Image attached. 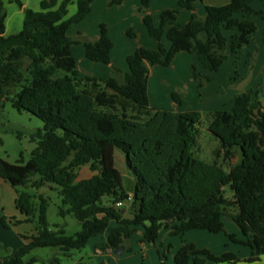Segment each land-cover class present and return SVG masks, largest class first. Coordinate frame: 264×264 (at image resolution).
<instances>
[{
    "label": "trees",
    "instance_id": "1",
    "mask_svg": "<svg viewBox=\"0 0 264 264\" xmlns=\"http://www.w3.org/2000/svg\"><path fill=\"white\" fill-rule=\"evenodd\" d=\"M9 1L22 8L23 21L20 31L5 35L6 10L0 0V108L9 101L16 110L39 118L43 126L28 133L35 147L27 161L10 163L0 158V178L15 189L16 208L25 216L7 222L0 210V227L35 223L34 233L25 236L27 242L0 264H31L37 258L27 256L43 247L57 248L66 256L105 232L107 242L97 248L115 250L123 245L130 250V237L139 227L143 230L141 241L152 244L161 229H169L170 235L192 229L223 232L229 241L250 248L244 261L259 260L264 254L261 101L249 89L234 96L230 108L209 112L207 129L220 145L214 151V161L207 163L194 156L202 113L151 107L149 71L144 63L167 67L178 52H189L206 70L201 73L197 63L191 65L196 85L201 88L257 33L254 18L264 21V10L252 6L256 0L207 5L204 18L194 12L195 0H177L179 7L191 11V17L185 25L167 29L177 12L163 10L156 25L148 13L149 0H139L138 14L157 47H138L126 58L128 71L112 67L107 79L81 77L72 53V45L82 41L87 59L110 64L113 43L106 25L100 24L95 40L68 34L69 26L86 17L94 0H41L39 11L23 7L20 0ZM73 3L76 10L68 16ZM127 34L134 36L130 29ZM164 35L168 47L162 41ZM250 57L254 61L253 54ZM171 96L180 104L176 92ZM16 135L21 138L20 133ZM115 148L123 152L134 180L127 208L115 205L126 202L129 195L115 167ZM84 165L91 172L98 170V174L77 180V168ZM46 184L59 187L58 214H72L79 222L80 230L74 235H66L63 225L50 229L48 199L27 191H38ZM225 186L232 192L230 197L225 196ZM225 219L235 223L244 239L227 232ZM111 221L115 226L109 225ZM157 252L165 264L162 253ZM238 261L232 251L214 254L192 242L182 243L173 254L174 264ZM49 262L60 264L56 256Z\"/></svg>",
    "mask_w": 264,
    "mask_h": 264
},
{
    "label": "crops",
    "instance_id": "2",
    "mask_svg": "<svg viewBox=\"0 0 264 264\" xmlns=\"http://www.w3.org/2000/svg\"><path fill=\"white\" fill-rule=\"evenodd\" d=\"M22 2L23 7H28L33 10H37L39 8L41 0H20ZM230 0H195V10L194 12L201 18H204L206 15L205 7L207 5H223L228 3ZM4 7L6 10V19H5V35L17 33L22 28V21H23V10L20 8L14 1L3 0ZM252 6L256 9H263L264 10V0H256L252 3ZM140 7L139 0H123L119 4H112L111 0H94L91 3V9L86 17L80 21L79 23L72 24L68 28V34L75 38H86L90 40H95L99 36V26L100 24H105L107 29V34L111 39L113 46L110 52L111 61L110 64H102L103 67L96 66V64H90L89 59L85 57L84 54V44L80 41L77 44L72 45V53L74 59L76 61L77 70H78V62L75 57L74 51L78 50V57L80 60V64L84 66L85 72L87 75L95 77L97 79H107L111 76L112 70L108 69L110 67L119 68L123 72L128 71V66L126 63V58L129 54L133 53L138 47H145L149 49H156L157 42L153 39L147 31L146 26L143 23L142 17L138 14V9ZM170 9L175 10L177 12L176 19L173 21L172 24H167L165 29L170 27L171 25L174 26H183L185 25L190 17L191 11L182 7H179L177 0H149V7L148 13L153 18V21L156 25L160 23V13L163 10ZM76 10L75 3L69 6V15H72ZM257 26L259 34L258 36L255 34L249 41V43L244 46L241 50V54L243 53L244 56L247 54H253L254 65L253 70L251 72V81L248 86L241 92H236L233 89H223L224 78L227 80L230 76L232 71V60L229 58L225 61L220 69L219 73H214V80L218 81L219 77L221 76V80L217 84L216 95L224 93V97L220 98L218 103L215 105H208L209 110H222L228 109L232 106L234 96L241 94L249 89H252L253 92L256 94L258 99L261 101L262 109L264 110V103L262 98L264 97V21L258 17L254 18ZM260 19V20H259ZM260 21V23H259ZM260 24V25H259ZM131 30L134 33L133 37L128 36L127 30ZM114 38H128L125 44H122L119 47V50L116 52L115 48V39ZM163 43L168 47L169 41L167 40L166 36L162 37ZM243 56V58H244ZM242 57V55H241ZM246 58V57H245ZM118 61H117V60ZM93 62V61H91ZM99 63V62H93ZM145 66L148 68L149 76H148V84H147V92L149 97L150 106L153 108L159 109H169L173 111H190V110H199L197 106L202 108L203 100L202 95L198 92L192 93V88L194 89L195 80L192 74V63L198 64V70L201 73H206L201 65L197 62L195 56L190 54L186 51L178 52L174 58L172 59L170 68H164V66L160 65H151L148 61H145ZM168 67V66H167ZM223 67H226L224 70ZM90 68V69H88ZM79 72V70H78ZM216 74V76H215ZM79 75L81 76L80 72ZM218 75V76H217ZM85 76V75H84ZM81 76V77H84ZM227 76V77H226ZM159 78V86L163 88L164 85L170 88V90H177L182 91L184 97L188 98L186 101L183 97L179 96L180 104H177L173 101V104L177 105L176 107L172 105L162 106L156 100L157 98L153 95L152 89V78ZM186 77V79H184ZM184 82V85L181 86V79ZM208 84V83H207ZM181 86V87H180ZM197 86V85H196ZM165 96V94H164ZM164 98V97H163ZM16 134V133H15ZM32 150V149H31ZM17 157L12 162L5 158V160L9 161L10 163H19L22 161H27L29 157H25L24 153L20 150H17ZM1 158V157H0ZM93 172L90 171L87 165L81 166L77 168V180L89 178ZM122 176V175H121ZM133 190V189H132ZM132 190L127 192L128 194H132ZM16 191L15 189L5 180L0 178V210L2 212L3 217L7 222L10 219L15 220H23L25 216L16 208L15 200H16ZM128 216V213H125ZM27 223H21L17 225L10 224L8 229L0 227V262L4 261L5 259L9 258L11 254L20 248L24 243L27 242L25 236L28 237L34 233V230L31 226H25ZM30 224V223H28ZM225 228L227 232L232 233L236 236L237 239H244L239 228L235 227L233 224L226 222L224 220ZM110 226H115V222L111 221L109 223ZM14 231L17 237L15 242H11L6 239L5 232L6 231ZM169 229H165V235L160 238L161 232L159 233V237L155 242L156 248L160 245L164 248L167 243L171 245L170 254L173 256L174 252L179 248L182 243H194L198 248H208L214 254H220L224 251V249L217 246V248H211L209 245H201L198 244L196 241V237L194 235H207L204 232L198 230H189L184 232L183 234L179 235H172L176 236L177 238H170L167 236V232ZM142 234V228H141ZM204 233V234H203ZM199 235V236H200ZM142 239V238H141ZM228 239V238H227ZM226 238H219L222 243L226 244ZM107 242V232L103 233L102 235L92 237L86 246L80 250H71L68 252V255H63L62 252L57 248H50V250H46L44 254L39 252L40 258L42 257V261L46 262L44 264H48L47 260L51 258L50 256H56L60 260V264H87V263H100L104 262L105 264H112L111 260H107L108 257L114 255V259L119 264H128L127 262H123V260L128 259L130 261V256L134 254L135 247L134 243L131 244L130 250L124 249L123 252L120 254H114L113 250L104 249L100 250L97 248L98 244L106 243ZM227 250L234 252L240 260L247 258L250 255V248L246 246V248L228 244ZM220 248V249H219ZM37 249V248H36ZM141 250L144 253V261L147 258H152V251L149 249V245L145 242H141ZM36 257L38 255L34 254V250L31 252L27 259L30 257ZM43 256L46 258L43 259ZM96 256L97 261H93V257ZM86 259H90L86 260ZM123 259V260H122ZM121 261V262H120ZM245 262V261H244ZM252 264H264V255L260 256L259 260L249 262ZM165 264H173L170 262V258L167 255ZM215 264H229V263H215Z\"/></svg>",
    "mask_w": 264,
    "mask_h": 264
},
{
    "label": "rangeland",
    "instance_id": "3",
    "mask_svg": "<svg viewBox=\"0 0 264 264\" xmlns=\"http://www.w3.org/2000/svg\"><path fill=\"white\" fill-rule=\"evenodd\" d=\"M39 5V4H38ZM40 7L36 10L39 11ZM260 20V19H259ZM260 23V21H259ZM260 25V24H259ZM261 35V31L259 33V31H257L256 35ZM115 39V48L116 52L119 50V47L122 44H125V42H127L128 38H114ZM78 50L76 49L74 51L75 53V57L77 59L78 62V70L81 74V76L87 75L84 70V66H82L80 64V60L78 57ZM242 55V57H241ZM244 54H241V51L237 53L236 56L234 55H230L225 61H227L229 58H231L232 60V71L230 73V76L228 77V79L226 80L225 77L222 78L224 80V84H223V89H233L236 92H241L243 91L248 84L251 81V72L253 70V65H254V61H251V57L249 54L246 53V55L244 56ZM246 57V58H245ZM117 60V59H116ZM255 60V58H254ZM118 61V60H117ZM224 61V62H225ZM223 62V63H224ZM253 62V63H252ZM90 64H96V66L99 67H103L100 63H93L91 61H89ZM164 68H170L172 69V67H164ZM224 70H226V67H223ZM90 69V68H88ZM108 69L112 70V67L108 66ZM217 74H221V73H217ZM216 76V74H215ZM218 76V75H217ZM227 77V76H226ZM184 79H186V77H184ZM181 80V86L184 85V82ZM214 80V79H213ZM213 80L211 82H209L208 84H205L204 86H202L201 88H198L196 86V82L194 85V89L192 88V93L193 90L194 92H196V94L199 92L202 95V102H203V106L200 110V108L197 106V111H200L202 113V117H201V121L198 124V129H199V136H198V140H197V146L196 149L194 151V156L207 162V163H212L215 159V154L214 151L217 150L219 148V141L218 139L208 131L207 126L210 120V116H209V112L211 110H209V106L215 105L218 103L219 99L224 97V93L218 94L216 95V90H217V84L218 82L221 80V76L219 77L218 81L213 82ZM264 82V81H263ZM180 86V87H181ZM153 95L157 98L156 100L159 102L160 105L162 106H168V105H172L173 104V99L171 96L172 92H176L178 95H180L181 97H183L186 101H188V98L184 97V94L182 91H177V90H170L169 87H167L166 85L163 86V88H161L159 86V78H152V89H151ZM165 94V96H164ZM164 97V98H163ZM262 101L264 103V97L262 98ZM175 104H173L174 106ZM209 105V106H208ZM177 105H175L174 107H176ZM214 111V110H213ZM43 126V122L31 115L30 113L26 112V111H18L15 108H13L10 104L9 101H6L4 103V106L0 108V157L1 158H5L9 161H14L17 157V150H20L24 153L25 157H29L30 156V152L31 149H33L35 147V144L32 143L29 140L28 137V133L31 130H35L38 128H42ZM20 133L21 134V138H18L16 134ZM114 163H115V167L119 170V172L122 175V180H123V187L126 190V192H129L133 189L134 186V180H133V176L130 173V171L128 170V168L126 167L125 164V159H124V154L121 150H119L118 148H115L114 150ZM224 168L226 169V167L224 166ZM225 196L226 197H230L232 195V192L229 188V186H225ZM59 187L54 185V184H46L45 186H43L42 188H40L38 191L33 189V188H28L27 191L31 194H42L43 196H45L48 199V207H47V213H46V217H47V222H48V226L50 229L55 230L56 229V225H63L64 226V230H65V234L66 235H74L76 232H78L80 230V224L77 221V219L72 215V214H68L64 217L60 216L58 214V206L61 205V197L58 193ZM105 200V199H103ZM36 204H38V199L35 200ZM129 205V203L125 204V207L127 208ZM126 212V211H125ZM226 222H229L231 224H233L235 227H237L235 225V223L226 220ZM27 226H31L33 228V230L35 229V223H30V224H26ZM141 228L139 227L137 230L134 231V233L132 234V236L130 237L129 240V246L131 247V244L134 243V247H135V252L133 255H131L130 261H128V259L123 260V262H127L128 264H161L160 262V257L158 255L157 249H159L160 253H162L163 256V260L166 261V256L168 255L170 258V262H173V256L170 254V244L167 243L165 245V247L163 248L161 245L159 247L156 248L155 244L152 243H147V245H149V249L152 251V258H147L146 261H144V253L141 250V238H142V234H141ZM238 228V227H237ZM192 230H198L201 232H204L207 235H200L202 233H200L199 235H194V237H196V241L198 244L201 245H209L211 248H217V246L221 249L227 250V248L229 247L228 244L231 245H237L243 248H246V246L238 244V243H233L231 241H229V239H227V236L223 233V232H219V233H211L208 232L207 230H203V229H192ZM165 229H161V235L160 238H162L165 233H164ZM14 231H6L5 232V236L6 239L11 241V242H15L17 235L16 233H13ZM159 232V233H160ZM203 233V234H204ZM167 236H169L170 238H177L176 236H172L170 235L168 232L166 234ZM159 237V236H158ZM226 238L227 241L225 242L226 244H224V242L222 243V241L219 240V238ZM219 248V249H220ZM46 250H50V248L47 247H43V248H37L34 249V254L38 255L36 256L37 260L32 262L31 264H44L46 262L42 261V257L40 258L39 256V252L41 254H44L46 252ZM264 254H262L263 256ZM114 255L108 257L107 260H111L112 264H119L116 262V260L114 259L115 257H113ZM51 258L53 257L52 255L50 256ZM46 257L43 256V259H45ZM47 260V263L50 264V259ZM93 261H97L96 256H94ZM89 260L90 259H86ZM121 262V261H120ZM97 263V262H96ZM95 264V263H94ZM174 264V262H173ZM234 264H252L249 262H244V260H240Z\"/></svg>",
    "mask_w": 264,
    "mask_h": 264
},
{
    "label": "built area",
    "instance_id": "4",
    "mask_svg": "<svg viewBox=\"0 0 264 264\" xmlns=\"http://www.w3.org/2000/svg\"><path fill=\"white\" fill-rule=\"evenodd\" d=\"M131 200H132V194H129L126 202L129 203ZM126 202L119 201L115 205L116 207H125Z\"/></svg>",
    "mask_w": 264,
    "mask_h": 264
},
{
    "label": "water",
    "instance_id": "5",
    "mask_svg": "<svg viewBox=\"0 0 264 264\" xmlns=\"http://www.w3.org/2000/svg\"><path fill=\"white\" fill-rule=\"evenodd\" d=\"M130 171V170H129ZM93 174H98V170H95V171H93ZM124 249H125V246H120L119 248H117V249H115V250H113V253L114 254H120L121 252H123L124 251Z\"/></svg>",
    "mask_w": 264,
    "mask_h": 264
}]
</instances>
